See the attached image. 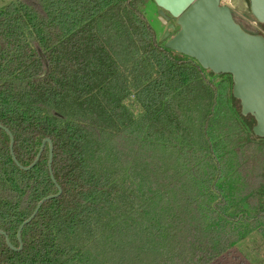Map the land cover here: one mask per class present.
<instances>
[{
	"label": "trees",
	"instance_id": "16d2710c",
	"mask_svg": "<svg viewBox=\"0 0 264 264\" xmlns=\"http://www.w3.org/2000/svg\"><path fill=\"white\" fill-rule=\"evenodd\" d=\"M151 3L0 10V126L21 167L50 139L56 180L48 143L25 171L0 129V264H215L264 237L256 121L230 75L158 40Z\"/></svg>",
	"mask_w": 264,
	"mask_h": 264
},
{
	"label": "water",
	"instance_id": "95a60500",
	"mask_svg": "<svg viewBox=\"0 0 264 264\" xmlns=\"http://www.w3.org/2000/svg\"><path fill=\"white\" fill-rule=\"evenodd\" d=\"M252 16L260 24H264V0H248ZM159 8V13L169 22L170 18L176 20L175 24H168L162 42L167 49L195 59L203 69L215 75H230L233 81V96L240 101L242 114L251 115L256 121L253 133L258 138H264V37L251 34L244 30L234 18L230 7L221 4V0H153ZM167 14L169 16H167ZM178 32L171 37V31ZM11 138V151L13 160L19 165L14 151V137L5 127ZM50 145L49 167L52 181L56 184L53 175L52 163L54 147L50 139L42 144L37 159L30 167H21L22 170L31 171L39 162L46 144ZM42 200L35 213L18 231L20 248L16 249L7 238V245L14 251H21L22 231L30 224L42 205L62 194ZM0 235L6 233L0 231Z\"/></svg>",
	"mask_w": 264,
	"mask_h": 264
},
{
	"label": "rangeland",
	"instance_id": "374dc122",
	"mask_svg": "<svg viewBox=\"0 0 264 264\" xmlns=\"http://www.w3.org/2000/svg\"><path fill=\"white\" fill-rule=\"evenodd\" d=\"M16 0H0V10L6 8L12 2ZM227 2L232 8L236 21L250 31L255 33L251 23H254V17L250 11V5L248 0H223ZM167 16H169L167 14ZM147 19L153 29L156 32L159 41L165 34L168 24H175L176 20L170 18L169 22L159 13V8L155 3H151L147 10ZM261 29L264 30V25H261ZM179 27H176V31ZM175 32L171 31V37ZM260 174H263L262 172ZM262 193V191H260ZM232 211V210H231ZM230 211V212H231ZM215 264H264V237L258 232L250 234L247 238L238 244L237 248L230 250L228 254L221 257Z\"/></svg>",
	"mask_w": 264,
	"mask_h": 264
},
{
	"label": "built area",
	"instance_id": "2783aa9c",
	"mask_svg": "<svg viewBox=\"0 0 264 264\" xmlns=\"http://www.w3.org/2000/svg\"><path fill=\"white\" fill-rule=\"evenodd\" d=\"M221 4L230 7V5H227V2H225V1H223V0H221ZM230 8H231V7H230ZM231 10H232V8H231ZM232 13H233V11H232ZM233 15H234V14H233ZM234 18H235V17H234ZM251 26H252V28L255 30V33H251L250 31H247V32H249V33H251V34L262 35V36L264 37V30L261 29V24H260L259 22H257L256 19H254V23H251Z\"/></svg>",
	"mask_w": 264,
	"mask_h": 264
}]
</instances>
